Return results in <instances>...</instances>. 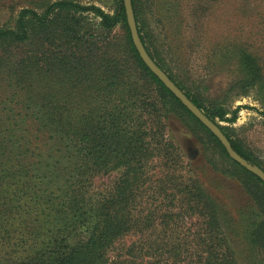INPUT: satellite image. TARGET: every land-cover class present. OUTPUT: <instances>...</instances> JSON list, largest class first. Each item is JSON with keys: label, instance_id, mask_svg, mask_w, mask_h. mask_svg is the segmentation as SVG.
<instances>
[{"label": "trees", "instance_id": "1", "mask_svg": "<svg viewBox=\"0 0 264 264\" xmlns=\"http://www.w3.org/2000/svg\"><path fill=\"white\" fill-rule=\"evenodd\" d=\"M131 1L139 36L154 61L209 118L233 121L238 107L228 117L229 109L223 102L204 103L183 87L173 70L153 57L139 21L137 0ZM86 12L99 18L102 30L118 23L125 26L140 78L152 88L127 73V61L111 49L115 41L100 40V36L82 31V15ZM34 37L39 40L34 42ZM240 57L245 75L239 83L243 95H248L257 85L262 67L245 48H240ZM0 74L5 88H10L7 100L10 93L21 98L16 108L8 106L4 112L7 124L0 141V188L15 186L21 179L28 189L36 187L31 194L43 217L37 238L31 243L25 241L23 253L9 264H151L153 252L133 243L114 248L113 256L108 252L118 238L147 221L153 225L156 219L152 216L143 220L133 205L141 192L150 189L148 184L156 182L149 165L152 144L172 148L165 134L170 111L189 130L195 131L198 126L203 129L234 166L219 172L244 184L246 179H254L260 185L256 197L260 198L262 220H251L249 236L253 243L264 245V183L232 160L220 141L142 62L130 37L122 0H117L113 13L74 0H54L41 13L21 8L12 21L0 26ZM37 85L40 96L34 101ZM29 121L32 125L28 130ZM219 126L234 150L264 170L242 142ZM29 131H36L35 138L47 139L45 163L40 153L30 150L33 143ZM173 165L172 161L169 167ZM115 169L119 172L113 188L104 195L95 192V179ZM190 186L196 189L197 199L210 207L207 200L199 199L197 182ZM161 193L156 188L151 195L155 198ZM208 222L209 226L214 223L211 219ZM201 243L204 264H224L211 259L208 238H201ZM0 264H4L1 258Z\"/></svg>", "mask_w": 264, "mask_h": 264}, {"label": "rangeland", "instance_id": "2", "mask_svg": "<svg viewBox=\"0 0 264 264\" xmlns=\"http://www.w3.org/2000/svg\"><path fill=\"white\" fill-rule=\"evenodd\" d=\"M52 1L0 0V26L12 21L23 7L41 13ZM74 1L99 6L108 13L114 12L117 3V0ZM137 7L145 41L153 57L163 62L168 70H173L183 87L204 103L223 102L229 109L228 117H232L231 111L238 107L233 121L217 123L225 127L233 139L242 142L264 167V0H137ZM82 17V31L100 36V40L115 41L111 49L118 58L124 57L127 61V73L148 89L152 88L140 78L125 26L118 23L106 31L92 12ZM38 40V37L33 39L34 42ZM240 48L256 56L262 67L259 81L248 95H243L239 83L245 75ZM1 76L0 141L7 124L6 108H16L17 102H21V98L12 93L7 100L10 88H5L6 82ZM39 88L37 85L34 101L39 100ZM170 112L165 121V134L171 139L172 148L152 144L149 165L155 174L152 180L156 182L149 183L150 189L132 201L134 212L143 220L152 216L156 219L153 225H148L146 219L142 227L133 228L118 238L108 255L113 256L116 247L133 243L153 252L154 257L148 256L151 264H204L201 238H208L211 244L208 252L215 262L264 264V245L253 243L249 236L251 220L256 223L262 220L260 198L256 197L261 192L260 185L254 179H246L244 184L219 172L234 169V166L203 129L194 126L195 131L189 130L174 112ZM31 125L29 121L26 128L29 130ZM29 133L33 143L30 150L37 155L40 153L45 163L47 139L35 138L36 131ZM172 161L174 165L170 168ZM162 162L165 166H160ZM118 172L119 169H115L99 175L94 181L95 192L104 195L107 189L113 188ZM158 178L161 181H157ZM23 182L21 179L15 186L0 188V258L4 264L21 255L25 241L33 242L41 230L43 217L31 194L36 187L28 189ZM193 182H197L200 195L206 197L202 199L199 195V199L207 200L212 210L197 199L196 189L190 186ZM156 188L162 193L154 198L151 194ZM210 219L214 223L209 226Z\"/></svg>", "mask_w": 264, "mask_h": 264}, {"label": "water", "instance_id": "3", "mask_svg": "<svg viewBox=\"0 0 264 264\" xmlns=\"http://www.w3.org/2000/svg\"><path fill=\"white\" fill-rule=\"evenodd\" d=\"M126 22L129 29L132 43L142 60L149 70L168 88L176 98L220 141L225 148L228 156L237 162L240 166L247 169L249 172L256 175L264 183V170L257 164L251 163L241 156L232 147L229 139L224 134L219 124L209 118L205 112L199 108L185 92L168 76V74L154 61L146 50L138 33L134 10L131 0H122Z\"/></svg>", "mask_w": 264, "mask_h": 264}]
</instances>
